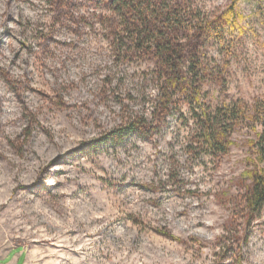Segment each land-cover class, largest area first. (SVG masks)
Instances as JSON below:
<instances>
[{
  "label": "rangeland",
  "instance_id": "374dc122",
  "mask_svg": "<svg viewBox=\"0 0 264 264\" xmlns=\"http://www.w3.org/2000/svg\"><path fill=\"white\" fill-rule=\"evenodd\" d=\"M234 1L184 9L214 20ZM103 4L0 0V256L264 264V212L252 219L242 204L249 126L213 156L197 143L200 109L180 97L151 132L109 140L134 117L153 121L157 81L152 62L119 55L118 22ZM237 11L224 41L204 45L224 78L204 86L206 108L264 101V0H238Z\"/></svg>",
  "mask_w": 264,
  "mask_h": 264
},
{
  "label": "trees",
  "instance_id": "16d2710c",
  "mask_svg": "<svg viewBox=\"0 0 264 264\" xmlns=\"http://www.w3.org/2000/svg\"><path fill=\"white\" fill-rule=\"evenodd\" d=\"M237 1L222 16L209 20L186 11L185 0H102L118 22L114 44L119 55L152 62L157 81L153 121L134 117L109 140L151 132L152 122L159 114H168L180 97L200 109L195 112L200 132L197 143L213 156L226 154L233 133L242 125L249 126L256 139L250 141L248 168L243 173L249 185L242 204L255 219L264 212V101L253 106L235 102L215 109L206 108L203 102L206 83L213 80L224 86L219 66L205 62L204 45L210 40L224 41L227 27L243 19Z\"/></svg>",
  "mask_w": 264,
  "mask_h": 264
},
{
  "label": "crops",
  "instance_id": "0c3cea01",
  "mask_svg": "<svg viewBox=\"0 0 264 264\" xmlns=\"http://www.w3.org/2000/svg\"><path fill=\"white\" fill-rule=\"evenodd\" d=\"M27 254L22 249H16L0 256V264H26Z\"/></svg>",
  "mask_w": 264,
  "mask_h": 264
}]
</instances>
